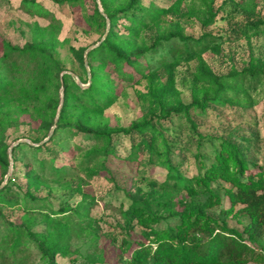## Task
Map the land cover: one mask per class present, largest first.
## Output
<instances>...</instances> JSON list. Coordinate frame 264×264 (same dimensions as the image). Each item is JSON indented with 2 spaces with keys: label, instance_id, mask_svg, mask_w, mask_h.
I'll return each instance as SVG.
<instances>
[{
  "label": "rangeland",
  "instance_id": "1",
  "mask_svg": "<svg viewBox=\"0 0 264 264\" xmlns=\"http://www.w3.org/2000/svg\"><path fill=\"white\" fill-rule=\"evenodd\" d=\"M20 1L0 0V80L9 82L5 94L0 95V150L11 161L12 151L9 156L8 148L21 138H45L55 116L50 122L47 113L44 118L33 119L29 116L31 112L16 110L24 108L19 95L15 92L29 86L28 67L25 60L15 57V54L11 57L7 53V44L19 48L31 45L41 47L55 60L53 80L46 90L39 94L44 101V108L50 112L61 99L60 73L69 71L81 81L80 77H84L83 52L103 35L96 24H87L83 17L92 12L95 0H83V5H74L68 0H62L61 3H57L56 0H36L50 11L48 17L27 14L20 7ZM105 1L113 8L123 4L125 0ZM149 2L155 3L166 13L157 23H148L134 32V42L129 44L127 54L133 59L138 58L140 63L149 64L150 77L148 74L147 78L132 83L124 82L112 73L111 80L114 82L116 97L109 106L91 111L84 119H81L77 112L67 113L61 124L72 123L73 133L67 134L59 130L55 136L56 142L69 145L66 153H57L55 163L68 167L66 176L61 179L63 181L55 182L47 172H44L40 173L36 183L31 184L27 180V174L33 167L32 151L25 148H17L14 151L15 171L8 175L11 180L10 187L13 189L8 191L6 196L14 200L25 198V192H31L35 199L31 200L32 203H29L26 206L29 208L25 210L24 206H20V202L10 207L0 205V254L9 251L4 243L7 224L15 227L30 223L32 230L44 231V215L59 216L61 208L82 203V198L87 195L89 220L73 228L68 239V255L66 257L56 255V264H127L140 243L153 245V231L163 230L166 223L161 222L149 228L135 225L127 233L124 227L125 209L134 199L140 198L149 190L147 179L160 183L164 181L166 171L153 163L138 166L135 161L127 160L125 156L131 138L125 136L114 137V156H110L106 162L101 158L88 161L89 151L95 142L84 138L76 126L89 130L128 127L131 122L148 118L154 113L164 114L178 102L184 104L203 100L207 102L213 93V87L198 78L197 74L201 69L215 77L249 66L264 70V23L260 24L257 30L246 31L236 39L232 38L236 34L234 32L236 28L244 29L247 26L243 8L250 9L258 18H264V0H141L143 5H148ZM51 16L54 19H51ZM122 21L114 24L113 29L124 32ZM207 21L208 23L204 24ZM162 32L169 36L181 33L182 36L188 35L193 38L209 32L219 39L215 47L210 44L202 52L185 57L179 56L177 49L174 48L181 40L171 38L166 42L162 41L161 44L158 43L154 50L149 48ZM70 46L77 50V54L70 50ZM144 47L149 49L146 50ZM107 67L110 68L111 65ZM125 68L131 70L128 66ZM74 80L76 82L75 78ZM30 108L31 106L26 110ZM57 108L58 105L55 115ZM7 109L10 115L5 114ZM191 114L202 134L221 136L229 140H237L241 136L250 137L252 144L247 150L249 158L258 164L263 162L262 86L253 91L250 99L246 101L233 100L223 106L210 105L203 113L191 110ZM55 128L56 124L53 131ZM73 144L81 147H72ZM205 151L209 152L208 148ZM193 152V149L175 148L170 153L172 163L177 164L185 176L197 173ZM43 155L48 157L46 153ZM142 158L146 160L147 155H143ZM255 170L254 166H250L248 172ZM5 174H2L0 168V183L4 182ZM25 199L30 201L29 196ZM228 205L227 198L223 196L220 204L211 208L208 213L218 217L220 208H226ZM174 208L180 210L182 207L175 203ZM240 220L238 222L235 218L229 217L226 222L241 230L247 218L241 217ZM247 242L259 256L250 258L244 264H264V234L259 240L247 239ZM29 246L27 264H42L37 249L34 245Z\"/></svg>",
  "mask_w": 264,
  "mask_h": 264
},
{
  "label": "trees",
  "instance_id": "2",
  "mask_svg": "<svg viewBox=\"0 0 264 264\" xmlns=\"http://www.w3.org/2000/svg\"><path fill=\"white\" fill-rule=\"evenodd\" d=\"M56 1L62 2V0ZM68 1L74 5H83V0ZM100 1L102 11L109 20V27L103 41L87 53L91 74L89 85L81 88L71 74L64 73L60 76V85L64 94L53 134L39 145L20 142L11 149V174L16 166L14 151L17 148L32 151L31 166L33 167L27 174V180L31 184L36 183L40 173L44 172H47L55 182L63 181L61 179L66 176L68 167L58 166L55 163L58 158L57 153H66L69 145L56 142L55 136L59 130L67 134L73 133L72 123L61 124L67 113L77 112L78 116L84 119L91 111L109 106L116 97L114 82L111 80L112 73L116 78L132 83L147 78L148 74L150 77L149 64L140 63L138 58H131L127 51L129 44L134 42V32L148 23H157L166 12L153 2L143 5L141 0H125L123 4L111 8L105 0ZM20 7L29 15L35 14L41 17L50 15V11L36 0H21ZM243 12L246 14L247 26L245 25L244 29L236 28L234 30L236 34L232 36L234 39L246 31L257 30L259 25L264 23V18L254 16L250 9L243 8ZM83 17L87 24H96L103 34L106 18L99 12L96 3L92 12ZM50 18L54 19L52 16ZM120 20L124 21H122L124 32L113 29V25ZM182 35L175 33L169 36L166 32H162L149 48L154 50L158 43L173 38L181 40L174 45L178 55L192 57L205 50L210 44L215 47L219 39L209 32H204L198 38ZM220 39L224 40V38ZM7 49L11 57L15 54V57L22 58L28 67L29 86L15 92L19 95L24 108L20 107L16 110L31 112L29 116L33 119L44 118L47 113L51 122L59 101L49 112L44 108V101L39 94L43 93L42 90H46L53 80L55 60L41 47L33 45L19 48L7 44ZM70 50L77 54L74 47L70 46ZM109 65L110 68L107 67ZM125 66L130 67L131 70H127ZM82 69L84 77L81 76L80 79L82 82H87L83 63ZM197 76L213 87V93L207 102L206 100L187 104L178 102L164 114L154 113L148 118L131 122L128 127L89 130L76 126L78 131L83 133L84 138L95 142L89 151L88 161L101 158L106 162L110 156H114V137L125 136L131 138L125 156L127 160L135 161L138 166L153 163L166 171L165 179L160 183L147 179L149 190L140 198L134 199L125 209L124 227L127 233L135 225L149 228L161 222L166 223L163 230L153 231V245L140 243L127 264H244L250 258L259 256V253L248 244L247 239L259 240L264 234V160L258 164L249 158L247 150L252 144L250 137L241 136L237 140H229L221 136L202 134L197 129L191 110L203 113L210 105L223 106L233 100L250 99L251 93L259 86L264 88V70L249 66L240 71L215 77L201 69ZM8 87L9 82L0 80V95L5 94ZM30 106L31 108L26 110ZM5 114L10 115L8 109ZM183 132L184 136H182ZM28 139L34 143L42 140L36 137H28ZM72 147L81 146L73 144ZM175 148L194 150L196 174L185 176L177 164L172 163L170 153ZM206 148L209 152L205 151ZM43 153L48 157H44ZM143 155H147L146 160L142 158ZM8 164L7 155L0 150V168L3 175L8 169ZM250 166H254L256 170L248 172ZM10 185L11 180L8 177L0 188V205L10 207L20 202V206H24L23 210L28 209L29 207L26 206L32 203L31 200L35 197L31 192H25V198L29 196L30 201L23 197L9 199L6 193L12 191ZM223 196L227 198L229 205L220 208L218 212L220 216L214 217L208 211L219 205ZM88 199L89 197L84 195L82 203L61 208L59 216L44 215V231L32 230L30 223L15 227L7 224L4 243L9 251L0 254V264H27L30 244L39 252L42 264H56V255L66 257L68 239L73 228L89 220ZM175 203L182 208L175 209ZM229 217L235 218L238 222L241 221V217H245L247 222L240 230L226 222Z\"/></svg>",
  "mask_w": 264,
  "mask_h": 264
},
{
  "label": "water",
  "instance_id": "3",
  "mask_svg": "<svg viewBox=\"0 0 264 264\" xmlns=\"http://www.w3.org/2000/svg\"><path fill=\"white\" fill-rule=\"evenodd\" d=\"M96 1V4H97V7H98V10L99 12L106 18V27H105V31L103 33V35L101 36V38L95 42L94 44H91L89 45L87 48H85L84 52H83V64H84V67H85V70H86V73H87V83L86 84H82L81 81L79 80V78L75 75H73L71 72L69 71H64V72H61L60 73V76H62L64 73H68V74H71L72 76H74V78L76 79V82L82 86V87H86L89 85L90 83V79H91V74H90V69H89V65H88V59H87V53L88 51H90L92 48L98 46L101 41H103V39L105 38V36L107 35V32H108V27H109V20L108 18L106 17L105 13L102 11V8H101V5H100V1L99 0H95ZM60 102H59V105H58V108H57V111H56V115H55V119H54V123L52 124L47 136L45 138H43L41 141L37 142V143H34L32 142L31 140L29 139H26V138H21V139H18L15 143H13L9 148H8V153H9V156L11 155V149L13 146H15L16 144L20 143V142H27L31 145H39L43 142H45L46 140L49 139V137L51 136L52 132H53V129L55 127V124H56V120H57V117L59 115V112H60V109H61V106H62V97H63V87L61 85L60 87ZM11 170H12V161L11 159L9 160V164H8V169H7V172L4 176V182L5 180L8 178V175L11 173ZM3 183H0V188L3 186Z\"/></svg>",
  "mask_w": 264,
  "mask_h": 264
}]
</instances>
